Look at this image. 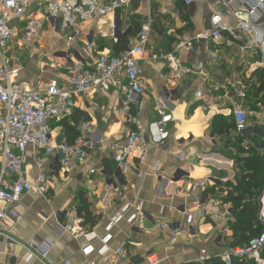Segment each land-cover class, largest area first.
Instances as JSON below:
<instances>
[{"label":"crops","instance_id":"obj_1","mask_svg":"<svg viewBox=\"0 0 264 264\" xmlns=\"http://www.w3.org/2000/svg\"><path fill=\"white\" fill-rule=\"evenodd\" d=\"M109 1L98 0L100 4ZM234 2L225 6V0H190L189 4L185 0H129L114 14L80 25L82 37H90L94 44V54H118L133 48L140 30L149 27L139 62L143 95L138 117L144 127L148 126L158 119L157 101H165L167 114L172 117L165 126L168 138L155 145L147 137L144 157H132L128 168L118 171L113 162L117 153L114 146H122L131 131L126 109L134 114L136 108L125 106L114 88L75 98L74 117L79 118L76 131L86 122L93 127L88 157L83 165L64 170L55 153L44 155L38 149H27L26 179L35 181V163L41 161L51 189L46 200L28 193L15 205L1 204L7 217L0 230V264H45L36 258L27 259L33 251L29 242L41 247L50 245L49 259L53 264L97 261L103 248L97 240L76 239L64 233L62 227L102 237L112 217L126 204L139 202L146 214L143 229H133L125 220L121 221L110 233L109 250L123 248L134 264H146L148 254H155L158 264H221L219 257L231 250L233 239L230 225L225 226L216 215L222 213L223 206L230 205L222 199L230 183L235 184L240 178L242 164L227 157L236 154L233 144L237 135L231 127L230 112L243 108L250 114V123L264 129L262 55L243 53L240 41L224 33L219 41L196 39L214 30V15H223L228 21L234 10L246 13L251 6L247 0ZM260 14L259 23L264 21V12ZM16 25L21 28V24ZM82 37L69 42L65 35L47 33L33 44L14 45L7 54L20 58L17 80L21 86L31 88L38 80L50 79L66 83L64 67L70 64L79 63L83 69L91 70ZM182 44H191L193 51L185 50ZM64 50H70L69 59L61 58ZM172 52L189 67L203 63L210 81L203 82L193 74L172 80L166 62L153 59ZM212 52L214 59L209 56ZM213 85L219 89L214 91ZM196 91L202 92L201 100L195 98ZM239 93L245 96L241 98ZM202 105L209 107V111L203 112ZM84 114L89 118L86 122L81 118ZM73 121L66 124L72 127ZM49 126L53 146L67 141L70 132L60 119L50 120ZM244 146L241 141V150H245ZM259 153L264 156V149ZM91 170L95 171L93 175ZM10 179L8 174L3 177L4 182ZM200 179H205L207 186L189 192L187 183ZM84 205L95 219L93 226L83 225L78 216ZM211 209L215 215L210 214ZM188 219L192 222L191 237H174L154 226L156 220L185 226ZM88 245L93 251L84 256L81 250ZM201 250L206 251L207 259L198 263Z\"/></svg>","mask_w":264,"mask_h":264},{"label":"built area","instance_id":"obj_2","mask_svg":"<svg viewBox=\"0 0 264 264\" xmlns=\"http://www.w3.org/2000/svg\"><path fill=\"white\" fill-rule=\"evenodd\" d=\"M235 0H225V6L232 5ZM251 2L249 10L244 13L234 10L228 21L223 15H214V30L196 39L219 41L222 33L240 41V51L243 53L259 52L264 59V21L259 23L260 13L264 12V0H247ZM129 0H110L107 4H100L98 0H0V230L7 217V211L1 204L10 207L19 203L25 194H32L36 198L46 200L49 196L51 183L43 169L41 161H37L36 179L33 183L26 179L24 168L25 154L29 147L42 151L44 155H57L60 168L70 170L75 165H83L89 153V140L93 127L86 122L80 128L78 136L71 144L61 142L52 145L49 121L70 117L75 108V98L87 97L93 91L109 92L116 89L123 98L124 105L135 107L134 114L129 109L128 121L131 131L122 146H114L116 155L113 162L120 171L128 168V161L132 157L141 159L147 153L148 140L152 144H159L168 138L165 126L172 119L167 114L168 106L165 101H157L156 115L158 119L144 127L138 117L140 112L139 101L143 95L142 69L140 58L144 53L143 46L147 42L149 27H143L137 39V44L118 54H94V44L87 37H82L80 25L86 21H93L114 14L125 6ZM186 4L190 0H185ZM21 24L18 29L16 24ZM65 35L67 41L82 37L84 52L91 59V70H85L79 63L64 67L66 83L56 79L48 82L41 80L31 88H24L18 82L20 73V58L10 57L7 52L16 45L22 47L33 44L46 34ZM185 50L192 52L191 44L181 45ZM61 58L66 60L71 56L70 50L61 51ZM215 58V53H210ZM155 60L166 62L170 78L179 81L187 75H196L203 82L210 81V74L203 63L199 62L194 68L183 64L175 52L167 55L153 56ZM61 70V67H55ZM264 68V60H263ZM214 91L218 86L213 85ZM245 95L239 93V97ZM195 98L201 100L203 94L196 91ZM203 112L209 111L206 105L201 106ZM234 132L242 135L246 143L257 152H261L259 141L263 138L261 127L251 124L250 114L243 108H235L230 112ZM133 170V169H132ZM90 175L95 171L91 170ZM10 175L9 182H4V175ZM207 186L205 179L191 180L187 183V190L204 189ZM224 210L216 215L225 226L233 221L234 211L230 205L223 206ZM211 215L215 212L211 209ZM258 220L262 224L260 233L251 239L247 245L237 246L220 255L221 264H232L234 259L251 261L253 264H264L261 253L264 250V188L258 197ZM146 214L142 203L126 204L121 212L112 217L105 227L102 237L94 232L75 231L69 226L62 227L76 239L87 241L97 240L102 245L101 258L88 264H134L130 261L125 250L117 247L109 250L107 243L111 231L125 220L131 228L140 230L144 227ZM191 219L187 224L178 222H163L156 220L154 226L166 230L174 237L188 235L191 237ZM33 251L27 259L36 258L41 263L53 264L49 259L50 245L37 246L29 242ZM93 251L88 245L81 250V254L88 256ZM207 259L205 250L200 251L198 263ZM146 264H158L155 254L145 257ZM67 264V262L59 263Z\"/></svg>","mask_w":264,"mask_h":264},{"label":"trees","instance_id":"obj_3","mask_svg":"<svg viewBox=\"0 0 264 264\" xmlns=\"http://www.w3.org/2000/svg\"><path fill=\"white\" fill-rule=\"evenodd\" d=\"M261 87L263 88L262 90H264V84ZM75 115L73 111L70 117L60 119L65 130L70 132L69 138L65 141L68 144H71L79 134V131L75 129L79 118L74 117ZM81 118L84 122L89 119L85 114ZM70 120H74V126L72 127L66 124L67 121ZM232 126L233 123H231V127ZM232 129L234 130V127H232ZM260 130L263 133V138L259 141V144L261 149H264V129L261 128ZM241 141L243 145H245V150H241L240 148ZM233 148L236 154L227 157L233 159L235 163H242L241 166H239L240 178L235 180V184L230 183L227 187L228 192L222 199V201L230 203L234 211L233 218L235 221L229 226V229L232 231L233 239L231 249L237 246L247 245L249 241L256 237L262 230L263 226L258 220L257 213L258 197L262 188H264V156L259 155V152L255 151L250 144L246 143L242 135H237ZM78 216L82 218L83 225L93 226L95 224V219L89 212L87 205L79 208ZM261 256L264 258V250ZM232 264L253 263L251 261L234 259Z\"/></svg>","mask_w":264,"mask_h":264},{"label":"water","instance_id":"obj_4","mask_svg":"<svg viewBox=\"0 0 264 264\" xmlns=\"http://www.w3.org/2000/svg\"><path fill=\"white\" fill-rule=\"evenodd\" d=\"M216 151H217V149H216ZM118 171H120L119 169H117Z\"/></svg>","mask_w":264,"mask_h":264}]
</instances>
